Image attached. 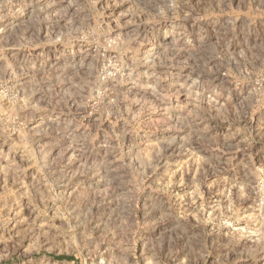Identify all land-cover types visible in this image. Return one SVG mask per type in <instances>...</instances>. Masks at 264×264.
I'll return each instance as SVG.
<instances>
[{"label": "rangeland", "instance_id": "obj_1", "mask_svg": "<svg viewBox=\"0 0 264 264\" xmlns=\"http://www.w3.org/2000/svg\"><path fill=\"white\" fill-rule=\"evenodd\" d=\"M0 264H264V0H0Z\"/></svg>", "mask_w": 264, "mask_h": 264}, {"label": "trees", "instance_id": "obj_2", "mask_svg": "<svg viewBox=\"0 0 264 264\" xmlns=\"http://www.w3.org/2000/svg\"><path fill=\"white\" fill-rule=\"evenodd\" d=\"M56 258L57 259H68V260H71V259H73V256H71V255H59Z\"/></svg>", "mask_w": 264, "mask_h": 264}]
</instances>
